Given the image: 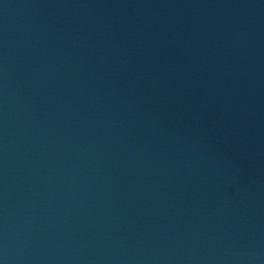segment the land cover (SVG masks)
<instances>
[{"label": "water", "instance_id": "water-1", "mask_svg": "<svg viewBox=\"0 0 264 264\" xmlns=\"http://www.w3.org/2000/svg\"><path fill=\"white\" fill-rule=\"evenodd\" d=\"M0 264H264V0H0Z\"/></svg>", "mask_w": 264, "mask_h": 264}]
</instances>
